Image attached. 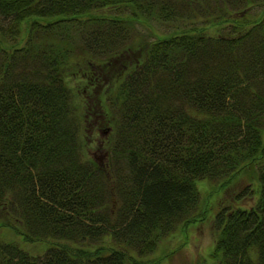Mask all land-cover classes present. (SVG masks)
I'll use <instances>...</instances> for the list:
<instances>
[{
    "label": "trees",
    "instance_id": "16d2710c",
    "mask_svg": "<svg viewBox=\"0 0 264 264\" xmlns=\"http://www.w3.org/2000/svg\"><path fill=\"white\" fill-rule=\"evenodd\" d=\"M263 5L0 0V209L24 241L0 238V264H133L197 214L198 181L223 193L211 264H264ZM158 18L191 24L127 27Z\"/></svg>",
    "mask_w": 264,
    "mask_h": 264
},
{
    "label": "rangeland",
    "instance_id": "374dc122",
    "mask_svg": "<svg viewBox=\"0 0 264 264\" xmlns=\"http://www.w3.org/2000/svg\"><path fill=\"white\" fill-rule=\"evenodd\" d=\"M251 12L253 16L256 17L261 13L262 15H264V5L261 7V9L258 8L256 11L253 10ZM105 13L117 16L118 18L127 17V19H130V16L127 14H123L120 9L110 7L107 8V11H105ZM209 23L211 22L208 21L207 23V21H199L195 24L207 25ZM185 24L186 25L183 26L182 22L177 23V26L174 27L175 24H171L168 21L161 22L160 19L159 21L155 19L145 20L144 22L142 21L137 26H133V24H127V27H131V29H133V33H136V29L137 31L146 34V37H148L149 40H154L155 35H158V37H165L166 33L174 32L178 29L182 30L184 29V27L188 26V24L191 23L189 21H185ZM218 27V25L209 26L206 29L211 34H217ZM144 43L147 44L149 42L145 41ZM135 50L136 47L133 49V51L135 52ZM129 64L130 62H127L125 65L129 66ZM96 98L91 99V104L96 111L100 112L103 110V108L102 105L95 100ZM88 134H90V132ZM83 151L85 154H87V157H89L90 155L92 161L96 162L98 165L101 164L104 160L102 158L103 153L105 154L103 149L93 151L91 149V151H89L87 147H84ZM246 177L243 178V180L240 182L241 184L237 185L238 187L234 188V190L233 187H230L229 191H227V194L225 195L226 198H230L235 195L236 192L234 191H236L239 186H245V184H247L248 177ZM197 186L200 191L201 199L199 210L197 211V214L193 217V219L185 224L178 225L176 229L174 228L169 234L160 238L155 250L151 253L143 257H134V259L131 260L133 264L214 263V261L210 257L212 255L215 242L213 221L217 203H219V201L223 198V193H217L218 188L215 187L216 184L209 181H198ZM3 212L0 209V238H5V240H16L18 242H20L21 240V242H24L23 238L16 234V230L13 228V226H11L12 222L8 218L6 219L4 217L5 212ZM43 243L26 242V245L24 243H22V245L26 247L28 252H32L33 254H35L44 251L46 243ZM49 243L47 242L48 245ZM63 244L66 248H71L72 250L76 251L75 253L83 254L85 257L96 254L97 251L100 250L97 248L101 246L98 245L99 243H96L95 245H98L97 247L86 248L82 244L70 243L68 241L63 242ZM107 244H109V239H106V243L103 247H105Z\"/></svg>",
    "mask_w": 264,
    "mask_h": 264
}]
</instances>
